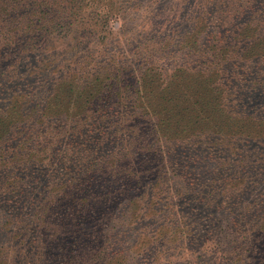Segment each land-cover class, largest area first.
Wrapping results in <instances>:
<instances>
[{
	"label": "rangeland",
	"instance_id": "rangeland-1",
	"mask_svg": "<svg viewBox=\"0 0 264 264\" xmlns=\"http://www.w3.org/2000/svg\"><path fill=\"white\" fill-rule=\"evenodd\" d=\"M79 11L0 27V123L30 139L0 142V264H264V0ZM84 83L103 111L52 125L38 98Z\"/></svg>",
	"mask_w": 264,
	"mask_h": 264
},
{
	"label": "trees",
	"instance_id": "trees-1",
	"mask_svg": "<svg viewBox=\"0 0 264 264\" xmlns=\"http://www.w3.org/2000/svg\"><path fill=\"white\" fill-rule=\"evenodd\" d=\"M87 1L91 0H0V27H14L15 29H18L20 25H23V22H25V20H28V22H32L33 19L36 20V24H43L45 27L59 24H62L63 26H69L75 16L78 15V13H81L79 11L80 5ZM17 34L19 36L21 35V32L17 30ZM0 38H10L9 32L0 33ZM170 46L171 45H168V47ZM154 78V80L149 79L148 77H144L143 79L149 80V83H154L156 80L164 82V80L167 78L166 71L163 69L159 70L154 75ZM73 87L74 86L69 85L67 88H62L60 92H58L54 96L53 102L51 104H48L47 100H45L43 96L39 97L38 101H43V104H40L42 108L51 109L50 107H52V110H57V114L59 113L57 115L59 120L56 118L55 114L53 115V113L47 118L48 120H52V125H58L57 127L65 126L67 128L70 124L71 127L74 128V132L76 133L77 131H79L78 129L87 125L85 120H78V111L80 110V108L77 106V104L79 102V98L82 99L83 103L81 107L84 110L85 108H91L96 104L97 109H95L96 111H94V113L102 110L101 108L104 105V101L107 100L101 95L103 93L102 89H100V92L97 93L98 95L95 96L94 94L84 93V91L88 87L86 83L78 86L77 90H74ZM152 91L156 90L154 89ZM137 94V90H133V94L129 96V99L131 101L138 102ZM35 105L36 104H34L33 102H30L31 108ZM135 105L136 104L133 103L131 104V106H129L126 103L124 104V110H126V113H128L129 110H131L129 108H133ZM133 111L144 113V108L138 102L136 110ZM33 112H31L30 114H32ZM136 112H134L133 114L136 115ZM23 123V121L9 122V127L7 129V126H5L4 122H1L0 142L6 140V137H8L9 133H12L11 140L13 139L14 141L20 142L30 140L27 136H25L26 126ZM107 124L108 122L106 118L102 117V119H100V125ZM155 126L156 125H154L153 127L155 128ZM164 137L166 138V136Z\"/></svg>",
	"mask_w": 264,
	"mask_h": 264
}]
</instances>
